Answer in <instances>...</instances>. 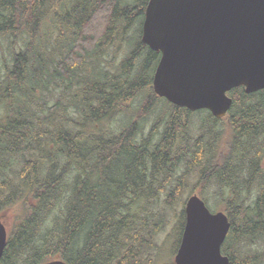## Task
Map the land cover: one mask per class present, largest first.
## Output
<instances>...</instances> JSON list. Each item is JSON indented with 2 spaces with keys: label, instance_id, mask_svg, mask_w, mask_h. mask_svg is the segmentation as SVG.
<instances>
[{
  "label": "trees",
  "instance_id": "obj_1",
  "mask_svg": "<svg viewBox=\"0 0 264 264\" xmlns=\"http://www.w3.org/2000/svg\"><path fill=\"white\" fill-rule=\"evenodd\" d=\"M147 4L0 0V43L13 60L0 76V214L19 208L0 264H154L166 222L154 207L163 194L164 210L180 199L181 169V182L199 171L203 188L224 195L230 264H257L250 247L264 240V91H232L223 120L196 121L205 112L157 97L160 55L141 41ZM109 50L129 55L115 76L85 73ZM57 90L53 106L38 97ZM122 116V126L107 128ZM254 191L250 206L244 192ZM184 224L183 211L178 247Z\"/></svg>",
  "mask_w": 264,
  "mask_h": 264
},
{
  "label": "water",
  "instance_id": "obj_2",
  "mask_svg": "<svg viewBox=\"0 0 264 264\" xmlns=\"http://www.w3.org/2000/svg\"><path fill=\"white\" fill-rule=\"evenodd\" d=\"M142 43L160 52L154 93L189 112L224 118L233 106L228 93L264 90V0H149ZM228 217L213 214L194 195L174 264H230L222 246ZM9 215H0V263L9 239ZM44 264H67L55 260Z\"/></svg>",
  "mask_w": 264,
  "mask_h": 264
},
{
  "label": "rangeland",
  "instance_id": "obj_3",
  "mask_svg": "<svg viewBox=\"0 0 264 264\" xmlns=\"http://www.w3.org/2000/svg\"><path fill=\"white\" fill-rule=\"evenodd\" d=\"M143 3L144 0H137V2ZM18 50V49H17ZM119 50L117 53H112L110 50L99 59V63H96L94 59H92L89 64L85 66L86 72L88 74H95V69L98 74H102L108 77H113L116 74L117 68L119 65L124 62L127 57L129 56L125 51L120 52ZM6 66L13 67V60H12V54L9 51V44L8 42H1L0 43V76L3 77L6 72ZM94 67H96L94 69ZM135 69V68H133ZM85 75V74H84ZM60 98L62 96V90H57V92L53 91V95L49 97L48 94L38 91V97L39 99L43 98L45 100H48L49 105L53 106L55 103L56 98ZM42 103V102H41ZM207 113V112H206ZM206 113H201L198 115L196 121H199L201 118H204L202 116H205ZM125 118L119 117L114 124L111 127L107 128H113L116 130L119 126H122L124 124ZM148 131V129L146 130ZM185 171V169L179 170L174 176V186L173 188L178 184H183V192L181 194L180 199L172 206V209H167V206L165 205L166 200V194H163L161 196L160 205H156L154 207V210L158 213L162 211V213L165 214V217L163 220H166L164 225V230L159 233L155 239L156 243V250L153 253L154 257V264H173L175 255L177 254V248L179 243V235L174 234L177 221L179 219V215L185 210L186 202L189 199L193 193L198 194L199 197L205 201L207 204V207L209 210L213 213L219 212V203L221 198H224V195L220 196V193L217 188L210 187V188H203L200 184V172L194 171L193 173L189 174L186 179L181 182L179 177L181 174ZM183 175V174H182ZM73 179V177H71ZM169 188V189H173ZM202 194V195H201ZM230 194V193H229ZM257 195V192L254 191L253 195L250 196L249 194L244 192V198L248 202L250 206H253V200H255ZM243 198V199H244ZM64 210V203L61 202L59 204V207L52 213L49 219V224H53L58 217L61 215V211ZM19 211V208L17 210L11 211V214H9V224L10 228L12 230L17 212ZM249 250V248L247 249ZM250 253L254 254V256H258L257 264H264V240L258 242L255 245H252L250 247Z\"/></svg>",
  "mask_w": 264,
  "mask_h": 264
},
{
  "label": "flooded vegetation",
  "instance_id": "obj_4",
  "mask_svg": "<svg viewBox=\"0 0 264 264\" xmlns=\"http://www.w3.org/2000/svg\"><path fill=\"white\" fill-rule=\"evenodd\" d=\"M145 10H146V9H145ZM158 54H159V53H158ZM160 57H161V55H160ZM160 57H159V58H160ZM159 60H160V59H159ZM227 124H228V122H227Z\"/></svg>",
  "mask_w": 264,
  "mask_h": 264
}]
</instances>
